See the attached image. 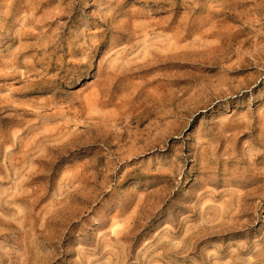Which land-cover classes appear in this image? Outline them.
Instances as JSON below:
<instances>
[{
	"label": "rangeland",
	"instance_id": "1",
	"mask_svg": "<svg viewBox=\"0 0 264 264\" xmlns=\"http://www.w3.org/2000/svg\"><path fill=\"white\" fill-rule=\"evenodd\" d=\"M0 264H264V0H0Z\"/></svg>",
	"mask_w": 264,
	"mask_h": 264
}]
</instances>
